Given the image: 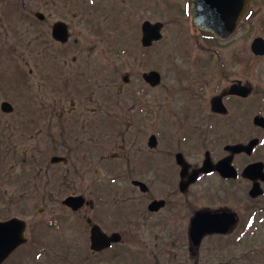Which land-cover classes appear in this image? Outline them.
I'll use <instances>...</instances> for the list:
<instances>
[{"label":"rangeland","instance_id":"1","mask_svg":"<svg viewBox=\"0 0 264 264\" xmlns=\"http://www.w3.org/2000/svg\"><path fill=\"white\" fill-rule=\"evenodd\" d=\"M184 3L185 0H0V103L8 100L14 107L9 114L0 108V176L4 180L2 184L0 181V200L9 201L19 194L18 204L11 202L7 209L10 211L14 206L29 224L28 242L19 248L15 261L6 264H208L218 261L264 264L263 258L255 257L256 250L264 252V217L263 222L256 223V238L251 229L240 243H235L237 231L249 211L245 202L243 217L224 238L227 241L217 242L216 237H206L200 247L194 248L189 242L187 227L182 224L152 227L135 226L132 220V224L126 222L131 206L137 208L136 215L140 214V218L134 215L132 219L143 220L141 197L129 183L118 181L103 187L118 202L114 220L104 223V229L122 232L123 241L101 252H92L86 217L102 215V206L97 209L85 206L79 212H72L61 200L67 194L78 193L93 199L90 194L96 185L94 173L81 176V167L88 170L93 162L81 161V156L90 154L82 153L80 146L84 141L85 146L91 147L95 131L83 133L87 137L83 140L79 131L69 130V162L61 166L64 178L54 182L46 175L53 168L46 166L48 153L59 140L55 136L49 139V133L57 134V131L50 132L47 125L59 123V114L70 109L72 102L76 107L71 114L90 115L91 108H99L93 115H99L100 120L99 146H104L109 155L119 150L120 143L109 148L110 129L105 108L115 107L116 120L124 127L128 121L124 110L132 103L130 94L136 89L142 92L144 88L147 95L144 101L150 110L147 134L163 131L161 138L171 139L174 118L169 102L173 98L176 61L182 64L179 60L199 56L215 65L218 59L241 56L248 65L256 61L264 66V56H254L250 49L254 37H264V18L251 16L241 30L226 39L205 38L193 29L188 18L178 15ZM36 11L43 12L45 19H37ZM145 19L163 22L162 39L148 48L141 44V23ZM56 20H64L69 25L70 40L64 48L51 37V25ZM61 49L64 52L58 51ZM149 69L161 73V84L169 91L159 87L150 89L144 84L141 73ZM129 71L133 75L125 84L122 75ZM75 87L82 89L78 97ZM86 94L89 95L84 97ZM46 113L51 114L50 118ZM72 122L73 117H68V123ZM23 157H31L30 162H24ZM50 181L61 186L51 199L46 194ZM40 208H44L42 214L38 212ZM57 217H63L62 221ZM35 220H40L42 225L36 227L39 224L35 225ZM50 220L54 221L52 228L47 224Z\"/></svg>","mask_w":264,"mask_h":264},{"label":"flooded vegetation","instance_id":"2","mask_svg":"<svg viewBox=\"0 0 264 264\" xmlns=\"http://www.w3.org/2000/svg\"><path fill=\"white\" fill-rule=\"evenodd\" d=\"M254 2L255 4H253ZM189 3L190 0H185L181 13L178 15L183 19L188 18L196 32H200L205 38H212L210 33L201 31L193 25ZM263 13L264 0H250L246 18L234 33L241 30L246 24L245 20L251 16L264 18ZM55 42L61 44L58 41ZM200 47L209 48L207 45H200ZM214 51L220 57L217 49ZM253 55L255 56V54ZM179 62L182 64H178V61L174 63L173 98L169 102L173 106L171 115L174 118L171 139H162L163 131L158 134L154 132L147 134V119L150 116V110L147 109V104L144 102L147 97L144 88H142V92H138L136 89L133 94H130L132 103L124 110L128 118L124 127L121 126L122 124L120 125V121L116 120L117 109L115 107L105 108L107 111L105 119L109 120L107 127L110 129L108 133L110 139L107 141L109 148L115 147L117 142L120 143L117 152L106 155L108 151H105V147L99 146L100 120L99 115L93 116L99 111L98 107L91 108L90 115L84 116V112L71 114L76 107L72 102L73 106L70 109L59 114V123L47 125L50 132L57 131V134L49 133V139L53 140L54 136L59 138L55 148L50 149L48 153L49 164L46 165L48 168L53 167L46 171V175L50 176L54 182L64 178L65 174L61 170V166L69 162L67 154L70 144L67 141V132L69 130L79 131L84 140L87 137L83 133L95 131L93 145L87 147L82 141L80 146L82 153L89 152L90 154L89 157L81 156V161L83 163L93 162V166L88 170H85L84 166L81 167L82 177L89 176L92 171L96 178V185L90 194L93 199L86 194L78 193L67 194L61 200V204L72 212H79L85 206H89L90 209L102 206V215H97L95 218L86 217L89 226V239L90 229L93 225L100 227L106 234L115 232L106 231L104 223L114 220L118 202L113 195H107L103 187L106 185L109 187L117 181L120 184L129 183L130 188L138 192L141 197L139 204L142 207L141 217L143 220L132 219L134 215L140 218V214L136 215L137 208L131 206V209L128 208L130 211L127 213V219L124 216L125 221L129 224H132L131 220L135 226L163 227L182 224L187 227L192 247L197 248L192 244L189 236L190 226L197 214L223 211L235 213L234 226L224 233L204 234L198 247L206 237H216L217 242L227 241L224 238H227L243 217V202H245L246 209L249 210L245 220L250 216L251 209L255 211V238L257 237L256 223L261 222L264 217V66H260L256 61H250L252 64L248 65L249 62L241 56L228 60L218 59L215 65L199 56L193 59L179 60ZM244 68L247 69L244 70ZM115 71L117 73L119 69L114 70L113 74ZM131 75L133 74L130 71L125 72L122 75V81L125 84L129 83ZM142 80L150 89L159 87L169 91L161 84L162 75L160 83L155 87L150 86L143 78ZM120 89L122 88H119V92H121ZM81 90V87H75L74 91L77 97L81 95ZM91 94L93 93L91 92ZM88 95L86 94L84 97ZM1 110L3 113L9 114L14 111V107L12 105L10 111H5L2 108ZM46 116L50 118L51 114L46 113ZM68 117H73L72 123H68ZM105 125L104 123L103 126L105 127ZM32 130H34V125ZM144 136L148 137L147 140ZM119 137L121 141H117ZM153 137L155 139H152ZM252 140H255V143L251 148H240L243 145L247 146ZM53 157H62L63 159L58 161L53 160ZM22 160L29 163L31 157H23ZM249 166L251 167L248 169V173H244V169ZM201 168L204 170H200ZM195 171L198 172L195 174ZM0 181L1 184L4 181L2 176H0ZM53 183L52 181L48 182V188L46 187V194L50 199L58 194L61 187ZM253 186H255V196L250 195ZM26 191L29 193L28 190ZM68 195H81L84 200L77 208H72L64 203L65 197ZM17 197L19 194L9 201L0 200V222H9L15 218L22 219L25 224L23 230L25 240L22 244L9 248L15 241L19 228L14 224L0 226V248L3 251L6 250L0 264L15 261L14 258L18 254L19 248L29 240L26 235L29 227L27 219L21 216L19 210H16L14 206L10 211L7 209V205L11 202L14 205L18 204L19 198ZM156 200H163V205L152 208L151 203ZM129 201L131 200L129 199ZM118 210L123 213L121 207ZM43 211L44 208L38 209L39 214H42ZM57 218L60 221L63 219V217ZM38 221L40 220H35V225L39 224L36 227L42 225ZM47 224L50 228L54 227L53 220ZM30 227H32L31 222ZM120 233L122 234V232ZM243 235L244 229L241 225L236 234L239 243L242 241ZM114 245L115 243L109 248ZM256 251L255 257L264 259V252ZM192 255H196V253H192Z\"/></svg>","mask_w":264,"mask_h":264},{"label":"water","instance_id":"3","mask_svg":"<svg viewBox=\"0 0 264 264\" xmlns=\"http://www.w3.org/2000/svg\"><path fill=\"white\" fill-rule=\"evenodd\" d=\"M248 2L249 0H192L191 14L193 23L199 29L214 33L221 37H227L235 30L236 25L247 9ZM37 15L39 17L43 16L41 13H37ZM161 26V22L151 23L149 21H145L143 23L142 42L144 45H150L153 40H157L161 37ZM52 34L55 38L65 41L68 36L66 25L61 21L55 22L53 25ZM252 49L257 54H264V40L262 38L254 39L252 43ZM143 77L152 85H155L160 81V75L156 71L144 73ZM2 106L4 109L5 107L9 108V104L7 102H4ZM152 139H154V137ZM254 143L255 140H252L247 147L250 148ZM57 159L59 160L60 158H53V160ZM197 172L198 171H195V174ZM250 194L255 196V186H253L251 189ZM83 200L84 198L82 196H68L64 200V203L71 206L72 208H77L80 204H82ZM162 204V201H153L151 203V207L158 208ZM234 223L235 217L230 212L199 213L190 227V237L192 243L195 246H198L201 237L204 234L212 232H226ZM12 224L19 228V232L16 234L15 241H13V244H11L9 248L24 241L23 230L25 224L23 220L14 219L5 223L0 222V226ZM119 240V233L107 235L96 225H93L91 228V248L94 250H101L102 248L110 245L111 242H117ZM5 251L1 250L0 248V260L2 259ZM212 264L228 263L218 262Z\"/></svg>","mask_w":264,"mask_h":264}]
</instances>
